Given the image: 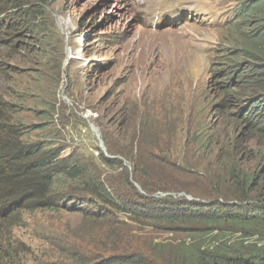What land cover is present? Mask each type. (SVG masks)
Returning <instances> with one entry per match:
<instances>
[{
    "label": "rangeland",
    "instance_id": "374dc122",
    "mask_svg": "<svg viewBox=\"0 0 264 264\" xmlns=\"http://www.w3.org/2000/svg\"><path fill=\"white\" fill-rule=\"evenodd\" d=\"M249 1L23 0L29 2L26 10L35 9L34 31L40 35L30 30L16 47L0 40V141L59 149L62 158L90 167L110 194L138 203L114 197L113 221L156 243L197 238L208 246L217 237L240 240L242 233L228 226L209 235L202 227L164 219L167 213L185 212L184 204L193 201H228L215 193L210 174V181L200 175L207 158L233 152L231 141L241 136L238 115L217 107L221 83L227 82L220 72L249 61L240 47L251 29L236 18ZM219 135V144L202 148L203 137ZM234 151L252 178L261 161L254 141ZM102 157L116 161L114 167L119 160L124 168L110 169ZM125 157L148 174L153 193L134 184L133 164ZM217 187H231L225 189L233 197L229 202L244 201L233 185ZM256 190L259 195L250 199L264 195L262 187ZM74 195L62 209L73 212L35 211L12 229V241L6 233L0 236V264H72L64 251L90 239L79 230L110 213L94 197ZM142 198L149 200L142 202L146 208L139 205ZM5 226L0 223V229ZM243 240L264 246L258 235ZM6 252L12 257L7 259Z\"/></svg>",
    "mask_w": 264,
    "mask_h": 264
},
{
    "label": "trees",
    "instance_id": "16d2710c",
    "mask_svg": "<svg viewBox=\"0 0 264 264\" xmlns=\"http://www.w3.org/2000/svg\"><path fill=\"white\" fill-rule=\"evenodd\" d=\"M22 1L0 0V40L3 43L12 41L13 47L21 45L22 38H26L25 35H29L31 31L34 37L40 35L34 31L35 16L32 12L35 9L30 7L26 10L29 2L23 4ZM236 18L242 19L246 27L251 29V32L245 34L248 36L240 47L249 61L237 65V68H224L220 72V77L227 82L221 83L223 99L217 108L229 112L232 117L238 115L242 132L241 136L231 141L233 152L221 150L214 160L209 161L210 158H207V167L201 168L205 173L200 175L203 181H210V174L212 185L216 186L215 193L223 195L228 201L215 199L205 202L207 205L194 201L186 203L185 212L179 210L173 214L167 213L169 216L164 222L171 225L181 222L188 226H199L209 235L228 226L242 233L240 240L231 242L219 240L217 237L215 243L208 246L197 238L183 242L156 243L152 237L147 238L136 233L135 228L132 230L127 223L113 221V216L117 218V213L111 206L118 205L114 197L121 196L125 204L138 203H132L125 194V200L118 193L110 194L105 185L94 177L90 167L71 158H62L59 149H45L40 145L21 147L18 142L15 144L10 140L0 141V223H7V227L0 229V236L6 233L12 241V229L25 222L26 214L35 211L73 212L62 209L69 208V197L75 196L76 192L80 197H94L102 207L107 206L110 213L97 216L91 221L93 225L79 230L81 234H90V239L88 243L80 242L71 246L70 251H64L72 264H264V246L257 242L245 244L243 240L244 237L252 239L255 235L264 240V199H260L264 195L258 199H250L252 195H259L256 190L258 187L264 189V65H256L258 61H264V0H250ZM219 136L213 140L209 136L203 137L202 148L211 150L213 143H220L222 135ZM252 141L259 149L261 161L256 165L255 174L251 178L241 168L242 159L234 149L237 150L242 143ZM125 159L133 164L135 183L144 192L153 193L155 189L148 185V174L139 173L135 159ZM102 160L110 169L124 168L119 160L117 167L113 165L116 161L111 162L103 157ZM125 178L128 186L132 188L130 175ZM85 183L87 189L84 187ZM221 183L233 185L237 197L244 201H232L235 204L230 205L232 202L229 201L233 197L226 195L225 189H232L218 188ZM195 185L197 183L194 182L193 187L197 188ZM160 188L163 191L169 190L168 185ZM142 199L139 200L140 203L149 202L146 198ZM146 204L148 203L139 205L146 208ZM115 208L119 209L120 206ZM207 209L210 212H206ZM137 211L143 212L140 209ZM157 216L158 214L154 215ZM130 220L132 223L138 222L136 219ZM4 228L6 231H3ZM5 255L7 259L12 257L8 252Z\"/></svg>",
    "mask_w": 264,
    "mask_h": 264
},
{
    "label": "clouds",
    "instance_id": "9594fccd",
    "mask_svg": "<svg viewBox=\"0 0 264 264\" xmlns=\"http://www.w3.org/2000/svg\"><path fill=\"white\" fill-rule=\"evenodd\" d=\"M95 130H96V129H93L94 132H95ZM96 133H97V132H96ZM97 134H98V133H97ZM98 135H99V134H98ZM61 156H62V155H61ZM62 157H63V156H62ZM134 184H136V185L140 188V186H139L137 183L134 182ZM130 204H131V203H130ZM141 204H142V203H141Z\"/></svg>",
    "mask_w": 264,
    "mask_h": 264
},
{
    "label": "built area",
    "instance_id": "2783aa9c",
    "mask_svg": "<svg viewBox=\"0 0 264 264\" xmlns=\"http://www.w3.org/2000/svg\"><path fill=\"white\" fill-rule=\"evenodd\" d=\"M235 204V202H232L230 205Z\"/></svg>",
    "mask_w": 264,
    "mask_h": 264
},
{
    "label": "water",
    "instance_id": "95a60500",
    "mask_svg": "<svg viewBox=\"0 0 264 264\" xmlns=\"http://www.w3.org/2000/svg\"><path fill=\"white\" fill-rule=\"evenodd\" d=\"M93 127V126H92ZM94 128V127H93ZM95 129V128H94Z\"/></svg>",
    "mask_w": 264,
    "mask_h": 264
}]
</instances>
